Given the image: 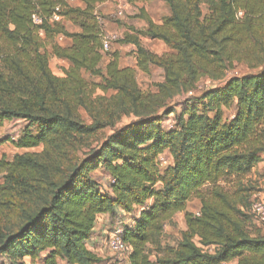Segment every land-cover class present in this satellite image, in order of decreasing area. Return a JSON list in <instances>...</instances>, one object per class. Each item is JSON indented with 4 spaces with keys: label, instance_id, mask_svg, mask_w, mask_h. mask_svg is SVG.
<instances>
[{
    "label": "trees",
    "instance_id": "trees-1",
    "mask_svg": "<svg viewBox=\"0 0 264 264\" xmlns=\"http://www.w3.org/2000/svg\"><path fill=\"white\" fill-rule=\"evenodd\" d=\"M70 1L0 0V121L27 123L16 147L43 146L0 161V258L103 264L87 246L99 217L139 209L123 229L132 248L127 264H264V233L246 224L248 198L221 185L250 174L264 155V68L227 79L235 63L264 65V0H126L161 1L170 10L155 23L141 8L137 17L146 27L131 28L120 41L135 48L138 70H163L164 81L149 93L137 70L120 66L119 52L101 67L106 31L99 8L107 0H76L83 8ZM35 13L44 19L40 26ZM59 37L71 45H60ZM143 38L171 52L156 55ZM52 58L70 64L64 77L52 72ZM204 77L218 84L178 113L177 99ZM171 116L175 124L166 128ZM123 118L131 121L117 127ZM108 128L112 133L80 157ZM166 151L172 164L162 169ZM99 169L109 175V194L95 178ZM194 199L199 213L188 210ZM182 213V241L163 249L166 224ZM149 247L165 256L152 261Z\"/></svg>",
    "mask_w": 264,
    "mask_h": 264
},
{
    "label": "rangeland",
    "instance_id": "rangeland-1",
    "mask_svg": "<svg viewBox=\"0 0 264 264\" xmlns=\"http://www.w3.org/2000/svg\"><path fill=\"white\" fill-rule=\"evenodd\" d=\"M110 5L105 8L103 11L106 15H109L106 18L107 26H105L106 35L107 33H112L111 38V49L108 54H105V60L101 64V67L104 68L105 64L108 62L110 58V54L114 52H119L122 58L128 59L129 56L132 57L134 48L131 45H123L120 41L125 37V34L131 31L130 26L141 29L145 25V21L143 19L138 18L140 15V9L144 8L147 16L155 21H162L164 17H166L170 10L168 6L161 1H151L145 4L137 3L134 5L128 4L126 0H112L110 1ZM121 6L122 19H113L111 14L116 9V7ZM242 14H240V17ZM121 17V16H119ZM61 38V37H60ZM142 40L143 46L147 47L149 50L155 52L158 55L167 54L166 45L159 40H151L150 38H143ZM148 39L149 41H146ZM151 40V41H150ZM65 42V41H63ZM59 41V43H62ZM50 68L52 72H56L57 69L59 71H64L65 66L61 64L59 60L52 58L50 60ZM264 68V65L257 68L249 67L246 63H235L233 69L228 71L227 79L233 76H243L249 73H258L260 70ZM62 71V72H63ZM84 77L90 82H100L99 78L91 79L88 74H84ZM164 73L160 68H152L150 74H145L142 71H137V81L143 92L149 93L155 91V87L158 82L164 81ZM214 84H218L209 77H204L200 80L198 84V88L195 92L189 93L188 95L177 99L176 110L178 113L183 112L185 109L187 99L193 97H199L203 92L211 88ZM98 95H102L101 91H97ZM234 115L233 110H228L225 112V119L230 120ZM131 121L130 118H123V120L118 124L117 127L122 126L123 124H127ZM175 124V116L169 117L168 121H166L165 127L171 128ZM1 128V126H0ZM11 129V128H10ZM12 130V131H11ZM10 130L11 136L15 137L16 140L19 139L18 132L14 131V127ZM36 131V129H34ZM7 133V132H6ZM112 133V129L108 128L104 131L98 133L94 138L91 139V145L89 148H84L80 151L79 156L84 157L88 152L98 147V145L109 135ZM21 136V135H20ZM38 147L35 149V152H38ZM40 152V151H39ZM172 164V158L166 151L160 162L162 169L167 168ZM95 178L98 180L102 190L105 193H110V178L109 175L99 169L95 172ZM3 175L0 173V184L2 183ZM221 185L231 193H235L237 191H242L241 194L248 198V208L244 209V212L247 217V227L249 231L253 234L264 233V223L259 219V216L253 212L252 202L256 198L264 203V160L258 164L253 171L245 177L242 178H234L231 177L223 182ZM200 201L194 199L189 203L188 210L190 212L199 213L200 212ZM139 209H136L132 214H125L119 210L116 211V215L113 217L107 215L104 218L98 221V226L93 234L92 239L88 242V247L92 249L94 253L100 256L103 260V264H127L130 253L128 254H117L113 253L110 250L108 245L109 239L114 236L119 229H124L126 226H131L133 224V219L139 213ZM187 230L185 223L184 214H177L170 222H168L165 226L164 232L160 237L161 245L163 249L169 248H177L178 244L182 241L183 233ZM214 247L209 248L210 252L214 251ZM148 253L152 261H157L160 258L165 256L164 252L160 251L158 248L149 247ZM0 261H4L7 263L5 258H0ZM8 264V263H7ZM29 264H43L41 258L36 260L33 263ZM60 264H67L65 262H60Z\"/></svg>",
    "mask_w": 264,
    "mask_h": 264
},
{
    "label": "crops",
    "instance_id": "crops-1",
    "mask_svg": "<svg viewBox=\"0 0 264 264\" xmlns=\"http://www.w3.org/2000/svg\"><path fill=\"white\" fill-rule=\"evenodd\" d=\"M70 4L71 5H73V6H76V7H84V5L82 4V3H80V2H78V1H71L70 2ZM111 3H109V2H105L104 4H102L101 6H100V8H99V10H100V12H101V14L105 17L104 18V25L105 26H107V22H106V18L109 16V15H106V13H104L103 11L105 10V8H107L109 5H110ZM120 11H121V6H119V7H116V9H114V11L112 12V14H111V16H112V18L113 19H122V15H120ZM121 14H123L122 12H121ZM119 16H121V17H119ZM153 20V19H152ZM155 23H160L161 21H155V20H153ZM65 25L66 26H70V23L69 22H65ZM146 27V23H145V25H144V27L143 28H141V29H144ZM130 29L131 28H134V27H132V26H130L129 27ZM78 29H75L74 31H77ZM132 31H129L128 33H131ZM107 36H109V37H111L112 36V33H107ZM142 40H145V39H142ZM58 42L59 41H65V42H63V44L62 43H59L60 45H63V46H69V45H71V42L69 41V40H66V39H64L63 37H59L58 38V40H57ZM146 41H149L148 39H146ZM151 41V40H150ZM155 41V40H154ZM132 46V45H131ZM147 48V47H146ZM148 49V48H147ZM132 50H133V54H132V57L131 56H129V58L128 59H126V58H122V56H121V54H120V66L122 67V68H133V69H135V70H137L138 71V67H137V59H136V53H135V48H132ZM151 51V50H150ZM167 51V53H170L171 52V50L166 46V50H165V52ZM151 52H153V51H151ZM154 54H156L155 52H153ZM156 55H158V54H156ZM55 59H57V58H55ZM57 60H59V62L61 63V64H64V66H65V69H68L69 68V66H70V64L67 62V61H65V60H61V59H57ZM152 68H157V67H155V66H153V67H151V69ZM151 69H150V73H151ZM158 69V68H157ZM63 71V70H62ZM62 71H59L58 69H57V71L56 72H53L56 76H58V77H64V71L62 72ZM164 79V78H163ZM163 82V81H162ZM162 82H158V84L159 83H162ZM157 91V88L155 87V91H153V92H156ZM0 126H1V128H0V161L1 160H3V159H6L7 161H9V162H11V161H13V159L15 158V156L16 155H20V154H24V153H28V152H35V149L36 148H31V149H27V148H18V147H16V145H14L13 143H12V141H11V138L13 137V136H11L10 134L12 133H10V130L14 127V131H16V132H18V135H16V136H19L20 137V135H22V133H23V131H24V128L27 126V123L26 122H24V121H3V122H1L0 121ZM11 128V129H10ZM12 131V130H11ZM7 132V133H6ZM8 133H10V134H8ZM38 152L40 151H42L43 150V146H40V147H38ZM168 152V151H167ZM168 154H169V152H168ZM170 155V154H169ZM163 156V155H162ZM162 156H161V158H160V162H161V160H162ZM105 216H107V215H102V216H100L99 217V222H100V220L102 219V218H104ZM99 224V223H98ZM98 226V225H97ZM88 246V245H87ZM89 248V247H88ZM89 250H91L92 251V249H90L89 248ZM93 252V251H92ZM24 262H25V264H29V263H32V261H31V259H29V258H26L25 260H24ZM44 264V263H43ZM227 264H236V261H233V262H230V263H227Z\"/></svg>",
    "mask_w": 264,
    "mask_h": 264
},
{
    "label": "built area",
    "instance_id": "built-area-1",
    "mask_svg": "<svg viewBox=\"0 0 264 264\" xmlns=\"http://www.w3.org/2000/svg\"><path fill=\"white\" fill-rule=\"evenodd\" d=\"M71 1H75V0H71ZM110 1L112 0H107L106 2L110 3ZM120 15L122 14L120 13ZM52 20L60 21L61 18L58 15H54ZM43 21L44 19L39 14L36 13L33 14L32 22L35 26L42 25ZM111 38L112 36L109 37L106 35L103 39L102 52L104 54L108 53L111 49V41H110ZM11 141L12 142L16 141L15 137H12ZM262 158H263L262 160H264V155L262 156ZM252 208H253V212H255L259 216V219L264 223V203L256 198L252 202ZM122 234H123V229H119L117 230L116 234L109 239L108 245L110 247V250L113 253H117V254H128V253L131 254L132 248L128 243L124 241Z\"/></svg>",
    "mask_w": 264,
    "mask_h": 264
}]
</instances>
